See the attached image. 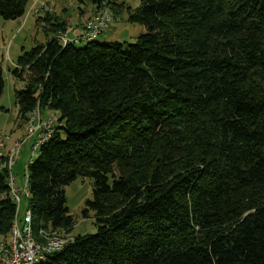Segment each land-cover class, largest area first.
Listing matches in <instances>:
<instances>
[{
    "label": "trees",
    "instance_id": "16d2710c",
    "mask_svg": "<svg viewBox=\"0 0 264 264\" xmlns=\"http://www.w3.org/2000/svg\"><path fill=\"white\" fill-rule=\"evenodd\" d=\"M28 1L0 0V17H20ZM125 11L144 28L134 42L62 44L65 24L47 17L51 37L11 70L25 81L21 120L57 113L28 164L35 233L67 235L64 187L92 179L81 215L95 231L36 264H264V0H139ZM7 175L0 165L1 238L16 214Z\"/></svg>",
    "mask_w": 264,
    "mask_h": 264
},
{
    "label": "rangeland",
    "instance_id": "374dc122",
    "mask_svg": "<svg viewBox=\"0 0 264 264\" xmlns=\"http://www.w3.org/2000/svg\"><path fill=\"white\" fill-rule=\"evenodd\" d=\"M41 2H45L46 5L37 13L26 14L27 11H25L20 17L13 19L0 17V73L3 80V88L0 94V132H2L0 134V154L6 155L13 152L15 163L12 167V173L15 175L18 185H21L23 175L27 173L29 160H34L38 155V151L31 152V145L41 132L38 129L34 134H27L28 125L33 122L32 112L25 122L18 117L15 92L25 86V81L15 78L11 70L15 67L17 57L22 50H29L37 44L45 43L51 37L52 33L46 27L47 17H51L49 23L56 20L63 22L66 33L72 31L78 35L76 45L84 46L86 41L80 38L82 22L86 17L98 11V9L95 11V7L89 1L78 3L76 0H41ZM118 3H124V7L120 8ZM31 4L32 0H29L25 9L28 10ZM138 4L139 0H117V3L111 4L112 7L109 5L108 9L112 11L111 21L102 29L94 41L100 43L112 40L134 42L136 36L143 32L144 28L140 24L128 22L125 10L127 7L133 9ZM35 6L39 7V3ZM114 9L116 15L113 14ZM53 115L56 116L57 113L52 114L48 109L42 113L39 110L37 114L41 121H46ZM6 143L9 144V149L4 154L2 150L6 147ZM16 145L14 153L13 148ZM2 158H0V165L3 163ZM91 193L92 179L89 178L77 177L64 187L65 203L69 214L72 216L73 224L67 235L62 230L60 234L68 237L77 234H90L95 231L92 214L90 213L87 218H83L81 215L84 202L87 198H91ZM14 203L16 214L21 219L23 210L27 205V199L22 196L18 202L14 201ZM6 238H8L7 235Z\"/></svg>",
    "mask_w": 264,
    "mask_h": 264
},
{
    "label": "bare ground",
    "instance_id": "6f19581e",
    "mask_svg": "<svg viewBox=\"0 0 264 264\" xmlns=\"http://www.w3.org/2000/svg\"><path fill=\"white\" fill-rule=\"evenodd\" d=\"M32 0V4H33ZM31 4V5H32ZM104 16L106 17L107 21L110 22L112 15L109 11L108 7L104 6ZM99 34H90L88 37L81 38L82 40H85L86 42L91 41L95 39ZM69 41L75 42V38L67 37L66 43ZM65 43V44H66ZM38 108H35L32 110V123L28 125V130L31 128V126L34 125V119L36 118L38 114ZM52 120H54V117H51ZM49 134H45L41 139H38V141L35 142L34 147L31 149V152H34L39 149L40 145L49 137ZM5 140V139H4ZM3 140V142H4ZM17 145L14 147L16 148ZM13 148V150H14ZM11 154L8 153L6 155H2L5 157L4 160H10ZM30 161V160H29ZM1 166L5 167L8 170L7 175V185H8V193L9 196L13 201H17V194L14 188V174L12 173V168H10L9 163H2ZM23 196L28 199L29 197V190H28V175L27 173L23 175ZM22 220H23V229L26 235V239H28V242L31 243L33 246L37 248H51V241L50 240H60V241H68L69 238L65 237L63 234H60L61 231H58L57 229H50V228H39L36 233L33 230L32 226V214L28 207V205L25 206L22 214ZM20 225V219L18 218L17 214H15L10 231L8 233V238H1L0 237V244L3 243V247H0V257L5 256V250H7V256L8 259H15V244H16V232ZM61 248V247H60ZM59 248V249H60ZM58 250V249H56ZM56 250H49V251H43V252H36L35 256L29 260L26 261L24 264H36L39 260L45 258V256L52 251Z\"/></svg>",
    "mask_w": 264,
    "mask_h": 264
},
{
    "label": "built area",
    "instance_id": "2783aa9c",
    "mask_svg": "<svg viewBox=\"0 0 264 264\" xmlns=\"http://www.w3.org/2000/svg\"><path fill=\"white\" fill-rule=\"evenodd\" d=\"M40 0H34L33 4L29 7L26 14L30 13H37L39 9L44 8V3L41 7H36L35 4ZM51 10V9H49ZM106 17L104 16V6L98 9L97 12L89 15L86 17V19L82 22V31L80 34V38L88 37L90 34H100L102 29L108 24ZM57 39L62 43L65 44L67 40V33L65 31H60L56 35ZM75 37V42H76ZM53 122L52 118H48L46 121H41L38 119V116L34 119V125L29 128L28 133L29 135L34 134L38 129H40V134L35 139V141L31 145V149L34 147V144L38 139H41L45 134H49L51 132V123ZM2 134V132H0ZM1 141V140H0ZM1 145V144H0ZM14 148V153H15ZM0 157H3L2 154H0ZM3 163H9L10 168L13 167L15 163L14 154L12 152L11 159L10 160H3ZM14 188L17 194V202L21 199L23 196V182H21V185H18L16 183L15 175H14ZM51 241V248H37L33 246L31 243L28 242V239H26V235L23 229V220L22 216L20 219V225L16 232V244H15V259H8L7 256V250H5V256L0 257V264H24L26 261L31 260L36 252H43V251H49V250H56L62 247L67 241H60V240H50ZM0 247H3V243L0 244Z\"/></svg>",
    "mask_w": 264,
    "mask_h": 264
},
{
    "label": "crops",
    "instance_id": "0c3cea01",
    "mask_svg": "<svg viewBox=\"0 0 264 264\" xmlns=\"http://www.w3.org/2000/svg\"><path fill=\"white\" fill-rule=\"evenodd\" d=\"M37 3H39V7H41L43 3L46 5V3H45V2H41V0L38 1V2H36V4H37ZM45 5H44V6H45ZM49 9H51V8H49ZM69 33L72 34V36H70ZM69 33L67 32V35H68V37H70V38H75V37L78 36L77 34H74V32H72V31H70ZM80 34H81V33H80ZM6 144H7L6 147L2 150V152H3L4 154H6L7 150L9 149V144H8V143H6Z\"/></svg>",
    "mask_w": 264,
    "mask_h": 264
}]
</instances>
